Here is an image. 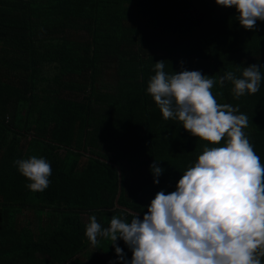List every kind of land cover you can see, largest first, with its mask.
<instances>
[{
    "label": "trees",
    "instance_id": "obj_1",
    "mask_svg": "<svg viewBox=\"0 0 264 264\" xmlns=\"http://www.w3.org/2000/svg\"><path fill=\"white\" fill-rule=\"evenodd\" d=\"M235 16L215 0H0V264H115L110 241L86 238L89 217L144 214L194 166L206 142L147 93L158 61L216 80L261 65L257 93L212 92L248 116L264 163V22L248 31ZM33 155L51 165L43 192L14 165Z\"/></svg>",
    "mask_w": 264,
    "mask_h": 264
},
{
    "label": "clouds",
    "instance_id": "obj_2",
    "mask_svg": "<svg viewBox=\"0 0 264 264\" xmlns=\"http://www.w3.org/2000/svg\"><path fill=\"white\" fill-rule=\"evenodd\" d=\"M218 7L235 9L239 25L256 30L264 22V0H215ZM261 65L244 67L238 78L227 71L219 80L200 71L165 72V61L154 63L147 93L165 121L175 120L191 136L206 142L194 166L181 175L175 190H160L143 214L113 215L103 227L89 217L85 236L92 246L111 242L115 264H262L264 258V163L244 129L246 114L217 102L214 84H232L239 99L259 91ZM32 192L49 187L51 165L33 155L14 161ZM153 160V183L164 169ZM132 216L130 222L126 217ZM118 241L131 252V259ZM111 264V262H110Z\"/></svg>",
    "mask_w": 264,
    "mask_h": 264
},
{
    "label": "water",
    "instance_id": "obj_3",
    "mask_svg": "<svg viewBox=\"0 0 264 264\" xmlns=\"http://www.w3.org/2000/svg\"><path fill=\"white\" fill-rule=\"evenodd\" d=\"M126 210H128V209H126ZM131 212V211H130ZM131 213H134V212H131ZM141 214V213H140ZM141 217H143V214H141Z\"/></svg>",
    "mask_w": 264,
    "mask_h": 264
}]
</instances>
